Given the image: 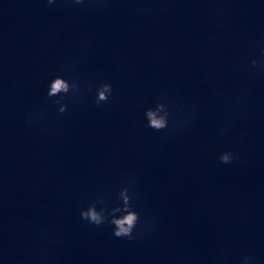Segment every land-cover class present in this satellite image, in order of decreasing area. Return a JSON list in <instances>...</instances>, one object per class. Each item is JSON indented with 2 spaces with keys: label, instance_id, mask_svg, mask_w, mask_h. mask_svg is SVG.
Segmentation results:
<instances>
[{
  "label": "clouds",
  "instance_id": "obj_1",
  "mask_svg": "<svg viewBox=\"0 0 264 264\" xmlns=\"http://www.w3.org/2000/svg\"><path fill=\"white\" fill-rule=\"evenodd\" d=\"M48 6L56 5L57 3H66L73 6H85L95 5L97 8L103 6L108 0H44ZM143 4L146 0H138ZM138 13H149L153 11L148 7H139L136 10ZM218 10H213L211 13L213 16L217 14ZM209 38L204 43H208ZM249 48L255 50L257 43L255 41H249ZM86 50V47H85ZM243 65H241L242 67ZM247 66L260 74H264V50L260 52V58H252L248 61ZM91 85L87 86V90L91 91ZM85 93V86L75 78L65 79L62 75H56L49 81L48 90L46 96L52 101L53 105H58L57 113L65 114L69 110L68 103L64 101L68 97L78 98ZM113 95V87L107 81H101L95 87V103L99 107L104 103H107ZM55 98V99H53ZM248 99L247 94L233 97L231 103L234 111H238L244 102ZM172 103L157 101L154 106L148 107L144 111V119L147 121L146 127L154 130L157 133H164L165 136L180 132L188 127L196 117V109L185 111L182 105L176 108L178 115H173ZM43 119L42 113L38 110H31L25 115V123L28 126L39 125ZM232 120L229 118L225 121L224 128L221 129V134L231 127ZM237 159V155L227 150L220 154L219 161L224 165H231ZM133 185L131 181H128L126 186L122 187L118 192V198L120 204L111 208L106 206V201L103 197H98L95 201L90 202L86 208L80 210V218L86 221L89 225L95 227H101L105 224L112 226V234L118 239H127L134 241L138 237L148 236L153 234L157 230V224L155 222H147L141 218V214L135 210L133 205V195H130V190ZM97 205H102L97 207ZM40 239V237H37ZM222 260L226 258L221 256ZM254 255L247 254L242 257L241 264H254Z\"/></svg>",
  "mask_w": 264,
  "mask_h": 264
}]
</instances>
